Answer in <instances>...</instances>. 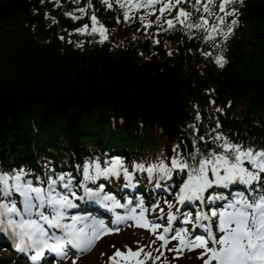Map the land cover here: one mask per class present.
I'll return each instance as SVG.
<instances>
[{
  "label": "trees",
  "instance_id": "trees-1",
  "mask_svg": "<svg viewBox=\"0 0 264 264\" xmlns=\"http://www.w3.org/2000/svg\"><path fill=\"white\" fill-rule=\"evenodd\" d=\"M78 2L0 0V174L24 173L22 180L34 184L39 162L79 172L75 191L86 203L83 185L92 181L84 180V167L92 165L95 175V165L103 170L111 156L143 168L159 159L170 168L179 156L191 163L197 148L219 151L217 135L264 150V0L227 5L235 15L225 16L216 33L184 28L175 9L156 20L157 8L135 9L138 25L119 26L122 8ZM180 7L191 10L190 3ZM92 14L117 33L139 28L138 34L115 45L81 40L77 32ZM221 56L223 67L216 62ZM185 178L178 172L166 184ZM245 188L218 189L231 199L230 192Z\"/></svg>",
  "mask_w": 264,
  "mask_h": 264
},
{
  "label": "snow or ice",
  "instance_id": "snow-or-ice-1",
  "mask_svg": "<svg viewBox=\"0 0 264 264\" xmlns=\"http://www.w3.org/2000/svg\"><path fill=\"white\" fill-rule=\"evenodd\" d=\"M103 2L110 8L112 7L109 0ZM119 2V0H117ZM236 0H128L127 4L120 3L121 8H153L160 5L159 12L163 15L165 12L171 14L176 10L174 17L176 23L187 29H201L209 33L220 31L219 25L225 23V16L235 15L234 11H227L226 6L235 3ZM191 4V10L180 7L181 4ZM91 6V5H89ZM217 8L224 15H217L213 8ZM80 11H85L80 9ZM194 13L197 15L193 18ZM125 19H128V12L124 13ZM214 17L217 23L209 24V18ZM75 18V17H74ZM93 25L99 22L96 16L91 17ZM143 19V17H142ZM169 28L175 27L173 20L166 21ZM237 23L232 20L228 25V33L232 31V26ZM150 26V25H149ZM85 28L79 29L84 32ZM93 32H99L105 39L107 29L103 25L99 28L93 27ZM209 40L214 37L209 34ZM216 62L223 67V57H217ZM218 143L217 150L209 151L207 154L199 148L191 156V163L179 157L172 159L171 168L161 163L147 169L151 174L155 171L162 173V178H171L172 171L178 169L180 172H186V179L182 181L178 202L183 204L185 200L205 202V193L213 188H229L232 185H244L251 194L245 195L244 192H237L232 199L225 195L208 196L209 212H200L196 216L197 221H207V224L199 223L197 227L203 228L207 233L205 236H195L188 238L186 229L179 230L171 237L172 240L179 242V247L171 249L172 251H183L202 249L199 259L203 264H264V183H261V174L264 173V150H255L252 147L245 148L240 144L231 143L223 136L217 135L214 138ZM199 156V159H197ZM121 161L116 160L113 166L101 170L99 163L95 165V175L89 173L92 165L84 167V180L95 181L100 176L111 174L119 175L117 166ZM137 168L143 170L142 165ZM24 173H16L14 176L0 174V233L7 234L12 240L17 242V250L26 252L34 249L36 255L32 256V261H38L43 249L48 248L57 253L60 252L61 245L67 243L73 244L81 252L88 251L94 246L103 235L109 234L112 230L108 229L102 220L91 219L88 217L72 216V223L66 224L63 221L66 218V209L76 207L70 197H77L72 191L70 179L65 181V177L60 176L59 180H50L47 187H44V181H39L34 185L31 180H22ZM126 177L131 180V175L125 170ZM13 181L14 183H10ZM62 183L63 189L67 191H58L57 185ZM260 187L253 188V184ZM85 195L90 200H96L100 203L111 201L113 208L127 207L120 204L112 195H102L104 189L92 191L86 185H83ZM15 194L22 198L19 203L22 207L17 206L15 199H9ZM220 203H217V202ZM131 204V201H128ZM141 212L139 216L135 215V208L130 209L131 216H117V222L127 219H135L137 226L147 227L156 234L160 225L149 222L144 213L142 201L140 202ZM172 205L169 204V208ZM47 208L48 214L44 209ZM176 217L169 215V223ZM184 223H192L191 217H186ZM77 224H83L78 228ZM213 228L215 230H213ZM51 229H60L63 236H57ZM171 228H164V232L157 236V239L163 241L161 247H166L170 242L167 233ZM54 240L55 243H49ZM211 245V247L209 246ZM143 253L144 259H140ZM63 255V254H61ZM123 259L124 264H145L151 259V253L143 252V249L133 251L128 249L127 253L117 250L111 260L117 264L116 257Z\"/></svg>",
  "mask_w": 264,
  "mask_h": 264
},
{
  "label": "rangeland",
  "instance_id": "rangeland-1",
  "mask_svg": "<svg viewBox=\"0 0 264 264\" xmlns=\"http://www.w3.org/2000/svg\"><path fill=\"white\" fill-rule=\"evenodd\" d=\"M113 36L117 39V41L119 43H123L126 39H130V38H135L136 36V32H133V31H127V32H123V33H119V34H116L115 32L113 33ZM170 168H171V165H169ZM175 170V169H174ZM173 170V171H174ZM158 173L161 175L162 173H160L158 171ZM20 206L22 207V205L20 204ZM116 238L118 239H122L125 240L126 243L130 242L131 240L133 239H138L140 240L141 239V236H132L130 234V232H125L123 234H121L120 236H117ZM156 241V240H155ZM159 247H160V242L158 243ZM171 245V249H175V248H178L179 247V242H177L175 245L174 243L172 242ZM161 248V247H160ZM178 252V253H177ZM8 254V253H7ZM7 254H4V255H1L0 256V261H1V264H8L10 263L12 260L10 259V256L7 255ZM174 254H183L181 253L180 251H174ZM201 253H189V252H186L185 254V258L186 260L190 263V264H203V260L199 259ZM93 255H91L90 257H92ZM88 257V258H90ZM85 260L83 261V264ZM14 264H18V262L15 260L14 261Z\"/></svg>",
  "mask_w": 264,
  "mask_h": 264
}]
</instances>
